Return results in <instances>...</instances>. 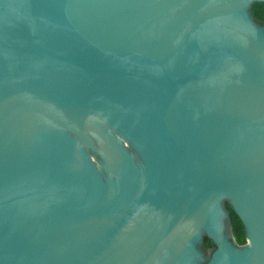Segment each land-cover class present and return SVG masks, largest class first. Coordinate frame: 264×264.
Instances as JSON below:
<instances>
[{
  "label": "water",
  "instance_id": "water-1",
  "mask_svg": "<svg viewBox=\"0 0 264 264\" xmlns=\"http://www.w3.org/2000/svg\"><path fill=\"white\" fill-rule=\"evenodd\" d=\"M255 1L0 0V264H264Z\"/></svg>",
  "mask_w": 264,
  "mask_h": 264
},
{
  "label": "trees",
  "instance_id": "trees-1",
  "mask_svg": "<svg viewBox=\"0 0 264 264\" xmlns=\"http://www.w3.org/2000/svg\"><path fill=\"white\" fill-rule=\"evenodd\" d=\"M251 10L253 12V14L255 15L256 18L258 19H264V1H255L252 6H251ZM228 205L227 208L229 210L230 213V218H231V223L233 226V232L235 234V236L237 237V239L239 240H245L246 239V230H245V226L244 223L242 221V219L240 218V216L235 212V210L229 206L230 204L227 203ZM208 242H210L212 245H214V243L211 241V239L209 237H205V244H207Z\"/></svg>",
  "mask_w": 264,
  "mask_h": 264
},
{
  "label": "rangeland",
  "instance_id": "rangeland-1",
  "mask_svg": "<svg viewBox=\"0 0 264 264\" xmlns=\"http://www.w3.org/2000/svg\"><path fill=\"white\" fill-rule=\"evenodd\" d=\"M263 18H264V16H263ZM227 203H228V202H226V205H228ZM229 206H230V205H229ZM234 235H235V234H234ZM235 238H236V240H237V242H238L239 244H245V243L248 241L247 237H246V239H245L244 241H243V240H239V239H237L236 236H235ZM213 248H214V245H212L210 242H208L207 244L204 245V249H205V252H206V256H207V257L210 256V254H211Z\"/></svg>",
  "mask_w": 264,
  "mask_h": 264
}]
</instances>
